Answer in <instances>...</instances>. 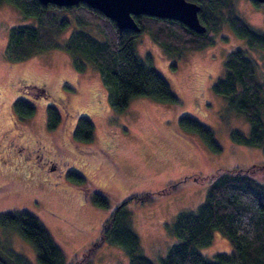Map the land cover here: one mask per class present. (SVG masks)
Masks as SVG:
<instances>
[{"label":"rangeland","instance_id":"1","mask_svg":"<svg viewBox=\"0 0 264 264\" xmlns=\"http://www.w3.org/2000/svg\"><path fill=\"white\" fill-rule=\"evenodd\" d=\"M234 7L246 22L264 31V5L236 0ZM33 21L11 4L0 5V94L4 96L0 103V143L5 139L10 118L14 119L12 101L24 99L35 106V112L30 118H18L17 139L22 143L36 135L50 153L57 147L68 163L62 178L47 174L44 166L28 177L0 170V212L26 209L36 214L63 246L67 263L130 264L126 251L108 241L86 256L84 252L99 238L101 225L118 202L152 192L151 199L143 203L131 201L128 208L143 254L159 263V258L178 241L168 231L176 215L197 207L204 199L209 182L194 180L193 174L204 176L218 168L264 164L261 147L232 141L231 130L247 132L248 122L211 89L224 73L229 50L242 49L255 58L259 73L264 71L263 54L248 49L245 40L227 25H222L211 45L180 54L168 53L147 31L141 32L135 42L138 56L150 61L164 77L178 102L134 96L123 111H116L111 106L110 88L99 71L91 64L77 70L71 54L63 48H49L18 60L8 58L5 48L9 28ZM90 29L93 35L101 37L97 30ZM72 31V26L66 27L57 36V42L62 45ZM20 77L29 79L28 84L47 82V89L21 87L15 83ZM55 94H66L69 104L79 113L65 110L63 114L62 103L58 105L53 99ZM48 106H55L60 115V122L53 129L46 123ZM79 115L93 123L91 142L75 141L72 136ZM182 115L208 127L221 149L212 150L199 132L178 124ZM109 142L112 143L108 150L105 146ZM100 148L111 152L113 162L97 159ZM7 152L0 151V164H9ZM68 172L83 174L85 182L72 181ZM90 185L107 190L109 209L93 206L89 202L91 192L82 198L80 188ZM163 188L168 191H158ZM200 249V253L211 258L215 252H230L232 247L216 230L211 243ZM13 251L12 256L19 254L30 264H39L33 246L16 229L0 226V253L7 255Z\"/></svg>","mask_w":264,"mask_h":264},{"label":"trees","instance_id":"2","mask_svg":"<svg viewBox=\"0 0 264 264\" xmlns=\"http://www.w3.org/2000/svg\"><path fill=\"white\" fill-rule=\"evenodd\" d=\"M190 1L200 7L198 18L205 27L202 33L194 32L177 20L144 14L134 16L139 26L138 32L119 29L112 19L84 2L59 6L53 3L42 4L39 0H0V5L11 4L23 17L34 19L31 24L9 28L5 50L10 60H18L49 48H63L71 54L77 70L82 71L87 64H91L99 71L110 88L111 106L116 111H123L129 99L134 96L178 102L164 77L150 61L138 56L135 42L141 32L147 31L168 53L180 54L183 50H196L211 45L214 43V35L222 25H227L236 36L245 40L248 49L263 54L264 61V31L243 19L235 10L236 0ZM252 2L258 6L264 5V2ZM68 26H72L73 31L61 45L57 42V36ZM90 27L97 30L101 37L93 35ZM263 74L264 71L258 72L255 58L242 49H231L224 60V73L211 85V89L248 122L247 132L231 130L232 141L245 146L261 147L264 153ZM39 84L32 82L30 89L36 90ZM12 110L21 120L32 117L35 106L29 101L18 99L13 103ZM46 120L48 128L58 126L60 115L55 107H47ZM178 124L188 125L190 130L199 132L212 150L217 152L221 149L213 132L199 121L182 115ZM181 127V131L187 132ZM93 128L88 117L79 115L72 136L75 141L91 142ZM68 177L76 183L86 180L78 172H68ZM191 178L209 182L204 199L197 207L181 210L176 215L168 231L178 241L159 258V263L143 254L128 208L131 201H148L152 192L118 202L101 225L99 238L85 250L84 256L108 241L126 251L130 264H264V164L218 168L211 174H193ZM86 189L91 190L89 202L93 206L109 209L107 190L94 185ZM158 191L164 193L168 190L163 188ZM0 226L16 229L33 246L39 264H71L66 262L61 243L36 214L26 209L0 212ZM216 230L226 237L232 250L215 252L208 258L199 250L211 243ZM12 254L14 251L7 255L0 253V264H30L23 256Z\"/></svg>","mask_w":264,"mask_h":264},{"label":"flooded vegetation","instance_id":"3","mask_svg":"<svg viewBox=\"0 0 264 264\" xmlns=\"http://www.w3.org/2000/svg\"><path fill=\"white\" fill-rule=\"evenodd\" d=\"M29 79L26 78H17L15 83L20 84L21 87H28L30 88L31 84H28ZM44 82V81H41ZM40 83V82H39ZM45 84V85H44ZM44 84L40 83L36 89L39 87L44 86L47 89V82H44ZM18 89V88H16ZM20 92V91H18ZM55 97L53 99L56 100L58 103H62V109L63 114H65L66 111H73L79 113L78 110H74V107L69 104L68 98L66 97V94L60 96L58 94L54 95ZM15 99L12 101L14 103ZM59 100V101H58ZM4 101V96L0 94V103ZM58 103V105H59ZM11 109L12 106L10 105ZM55 107V106H53ZM18 123V117L14 114V119L10 118V124L5 129L4 135L5 139L2 143H0V151H7L9 153V164H0V170L1 171H11L12 173L21 175L23 177H28L29 175H33L37 170L42 169L44 166V171L47 174H52L54 178H62L66 172V165L68 163V159H66L65 156L61 154L60 151H58L57 147L54 146L53 151L50 153L46 147L45 144L42 143V141L37 138L36 135L32 137L31 140H26L25 142H20L17 139V131L15 128H17ZM111 143L109 142L106 144V148L109 150L111 149ZM75 147V146H74ZM111 152H108L106 150H103L100 148L98 152L96 153L98 156V160L105 161V162H113L111 155ZM16 156V157H15ZM57 181V180H56ZM51 181L49 180L48 183ZM7 183V182H6ZM80 192L82 194V198H85L88 193H90L89 189H86L85 187L80 188ZM84 200V199H83Z\"/></svg>","mask_w":264,"mask_h":264},{"label":"water","instance_id":"4","mask_svg":"<svg viewBox=\"0 0 264 264\" xmlns=\"http://www.w3.org/2000/svg\"><path fill=\"white\" fill-rule=\"evenodd\" d=\"M42 4L53 3L71 6L84 2L112 19L119 29L138 32L134 16L144 14L177 20L196 33L205 31L198 18L199 5L190 0H39ZM252 1V0H251ZM264 2V0H253Z\"/></svg>","mask_w":264,"mask_h":264}]
</instances>
